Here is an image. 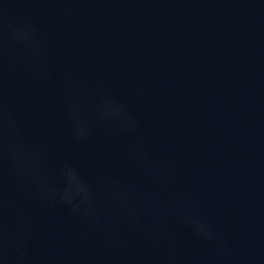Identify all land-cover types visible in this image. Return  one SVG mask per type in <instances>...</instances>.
Instances as JSON below:
<instances>
[{
	"label": "water",
	"instance_id": "obj_1",
	"mask_svg": "<svg viewBox=\"0 0 264 264\" xmlns=\"http://www.w3.org/2000/svg\"><path fill=\"white\" fill-rule=\"evenodd\" d=\"M63 9H68L67 12ZM0 16L31 20L48 46L51 82L36 78L26 51L11 45L5 99L25 137L49 153L56 174L65 157L89 180L112 177L139 189L141 226L115 207L99 224L49 208L16 183L5 165L10 220L19 211L34 224L30 255L73 254L96 264H168L171 256L212 257L175 215L168 192L124 154L142 137L159 159L175 157V175L242 264H264V0H0ZM70 71L92 103L103 86L127 101L140 120L137 137L111 124L76 141L65 117L61 78ZM91 115V112L89 113ZM147 198V199H146ZM161 208L159 219L150 209Z\"/></svg>",
	"mask_w": 264,
	"mask_h": 264
},
{
	"label": "clouds",
	"instance_id": "obj_2",
	"mask_svg": "<svg viewBox=\"0 0 264 264\" xmlns=\"http://www.w3.org/2000/svg\"><path fill=\"white\" fill-rule=\"evenodd\" d=\"M44 2L71 3L72 0ZM11 45L26 51L31 72L36 78L49 82L54 78L46 64L48 46L36 25L31 20L17 23L0 16V264H96L94 258L85 261L70 253L46 258L30 255L29 241L35 224L19 211L15 223L10 220V203L3 187L5 165L10 164L17 185L34 194L47 207L67 208L73 216L94 224L100 223L106 208L115 207L142 227V217L135 204L139 189L126 185L118 177L110 178L106 187L101 188L100 181L87 179L68 157L60 166L57 179L49 169L48 150L26 139L21 122L5 99L4 70ZM61 88L65 117L72 122V135L76 141H86L96 127L107 124H111L116 135L137 137L140 120L130 111L127 101L100 86L95 101L90 103L84 95L87 85L76 81L70 71L62 74ZM156 147L164 146L149 143L142 137L133 138L126 145L124 154L147 174L158 191L168 192L174 188L170 192V199L175 202L171 214L215 252L212 257L171 256L168 264H242L212 221L197 211L202 207L201 201L190 193L184 177L174 174L178 166L176 158H157ZM161 208L163 205L150 209L155 219L160 218Z\"/></svg>",
	"mask_w": 264,
	"mask_h": 264
}]
</instances>
